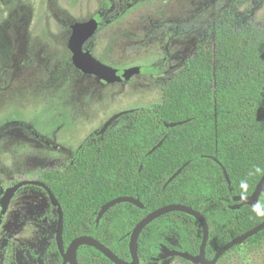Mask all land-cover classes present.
<instances>
[{
	"label": "trees",
	"instance_id": "1",
	"mask_svg": "<svg viewBox=\"0 0 264 264\" xmlns=\"http://www.w3.org/2000/svg\"><path fill=\"white\" fill-rule=\"evenodd\" d=\"M121 6L126 10L131 4L123 1ZM115 9L113 0L102 1L94 17L99 29L105 19L114 17ZM68 50L64 68L83 75ZM162 92L161 103L134 109L116 121L120 126L85 141L64 170L44 172L42 180L63 210L66 244L89 236L130 262L135 226L157 209L181 204L207 220L206 258L212 260L220 248L264 221V191L257 208L231 209L234 198L251 196L264 175V27L224 19L214 29L213 43L200 46L185 69L165 82ZM178 122L183 123L165 126ZM161 141V147L150 154ZM119 197L137 198L144 209L121 203L97 223L103 205ZM124 207L134 209L135 216L121 230L117 226ZM168 227L177 231L178 245L161 236ZM263 240L264 230L246 243L258 245ZM202 241L203 228L196 218L171 212L142 231L138 255L141 262L162 264L153 259L163 245L195 256ZM78 262L113 264L89 245L78 250Z\"/></svg>",
	"mask_w": 264,
	"mask_h": 264
},
{
	"label": "rangeland",
	"instance_id": "2",
	"mask_svg": "<svg viewBox=\"0 0 264 264\" xmlns=\"http://www.w3.org/2000/svg\"><path fill=\"white\" fill-rule=\"evenodd\" d=\"M102 1L0 0V198L14 183L64 170L114 115L161 103L165 82L185 69L200 46L213 43L214 29L224 19L264 27V0H135L105 19L84 46L115 69L147 70L109 84L63 66L71 25L94 19ZM122 210L117 229L124 230L135 210ZM47 213L56 214L39 190L19 191L2 230L8 246L31 243L19 228L30 216L37 222ZM49 236L37 235L33 245H45ZM161 236L178 245L175 229L165 228ZM162 264L184 263L167 259ZM217 264H264V240L236 246Z\"/></svg>",
	"mask_w": 264,
	"mask_h": 264
},
{
	"label": "water",
	"instance_id": "3",
	"mask_svg": "<svg viewBox=\"0 0 264 264\" xmlns=\"http://www.w3.org/2000/svg\"><path fill=\"white\" fill-rule=\"evenodd\" d=\"M99 28V23L97 20L93 19L91 22H75L71 25V36L68 41V45L71 49L72 53V63L74 67L80 71L85 76L90 77H96L100 79L101 81L109 84H116V83H123L132 77L139 75L141 73V68L139 67H132L125 70H118L111 66H108L101 62L99 59H97L94 54L90 50H86L84 46L86 43L95 36L97 30ZM133 110H127L123 111L121 113H118L111 117L104 125L102 130L99 132V135H103L111 126L112 124L117 121L121 116L126 115ZM183 122L178 123H170L165 124L167 128H174L177 125H181ZM163 144V141H161L156 147H154L150 154L155 152L161 145ZM188 164H185L181 169H179L168 181L170 183L172 180H174L178 175H180L183 171V169ZM226 179L228 183H230L229 176L224 170ZM40 186L46 189L48 192V195L50 197V200L52 204L58 208L59 211V227L57 231V241L59 244V248L61 252L63 253L65 261L69 260L71 264H78L77 259V253L78 249L81 246L89 245L97 250H99L103 255H105L108 259L112 261L113 264H140V258L138 255V241L139 237L142 233V231L153 221L160 218L163 215L169 214L171 212H183L188 215L193 216L196 218L202 228H203V241L200 247V252L198 255H191L188 252H182L175 249H170L167 246L163 245L161 253L157 258H154L153 260L156 262L164 261L170 258H181L186 261L191 262L192 264H217L219 260L229 251H231L236 246L245 243L249 238L257 235L261 231L264 230V221L258 225L257 227L251 229L250 231H247L246 233L236 237L226 245H224L222 248L218 250L215 257L212 260H208L206 258V246L209 240V225L207 223V220L203 217V215L191 207L181 205V204H171L164 206L160 209H157L151 213H149L145 218H143L133 229L131 236H130V252L132 256L131 262H126L121 259H119L109 248H107L105 245H103L101 242L95 240L92 237L89 236H81L76 239H74L71 244L69 245L66 253H64V250L62 248L63 243V230H64V215L63 210L61 208V205L59 204V201L56 199L55 195L51 191V189L46 186L42 182L33 181V180H25L21 181L9 188L6 189L5 194L1 200V205L3 207L2 213H5L8 209L11 201L15 197L16 193L25 186ZM264 191V175L262 176L261 180L257 184L253 194L249 197H240L237 196L234 198V201L237 203L236 205L232 206V210L240 209L242 206H250L253 208H257L259 205V200ZM121 203H129L132 204L140 209H144V205L141 203V201L137 198L133 197H119L116 198L101 208L100 212L97 216V223L101 221L103 216L113 207L116 205H119Z\"/></svg>",
	"mask_w": 264,
	"mask_h": 264
},
{
	"label": "flooded vegetation",
	"instance_id": "4",
	"mask_svg": "<svg viewBox=\"0 0 264 264\" xmlns=\"http://www.w3.org/2000/svg\"><path fill=\"white\" fill-rule=\"evenodd\" d=\"M123 1L129 2L132 5V3L135 0H118V2L114 1L116 3V9L114 11V12H116L115 14L120 13V11L123 10V6H121V3ZM97 22L99 23L98 20H97ZM98 30H99V28H98ZM86 50H89V49H86ZM140 68H141V73H142L143 68L142 67H140ZM97 135H99V133ZM77 150L75 152H77ZM73 155H72V157H73ZM72 157H71V160H72ZM71 160H70V162H71ZM43 174H44V172L40 175L39 178L34 179L33 181H38V182L44 183L42 180ZM22 181H25V180H22ZM19 182H21V181H19ZM19 182H17V183H19ZM17 183H14L13 185H15ZM44 184L46 186H48L46 183H44ZM28 187H33V188L39 190V192H41L42 194H44L45 198L48 201L49 208L55 210L56 214L54 217H51L48 213L44 214L43 217H41V220L37 221V222L35 221V217L30 216L28 219L29 221L22 223L21 228H19L20 229L19 232L20 231L26 232L28 235H30L31 243L24 245L22 248H19V247L18 248H16V247L10 248L8 246L7 238L3 236L4 233L2 232V230H3V227L5 225L6 217L9 213V210L12 206L13 201L15 200L17 193H19V191H21L25 188H28ZM19 191L16 193L15 197L11 201V203H10V205H9V207L5 213H2L3 207L1 205V200H2L5 193L0 198V264H71V262L69 260L65 261L63 253L61 252V250L59 248V244L57 241V231H58V227H59V211H58V208L52 204L46 189L43 187H40V186L30 185V186H25V187L21 188ZM53 220H54V222H53ZM20 224L21 223L19 222L17 224V226L20 227L19 226ZM32 226H34V227L32 228ZM47 234L50 236L48 237L49 241L45 245H44V243L42 246L33 245L35 237L37 238V235H40L41 240H42V239L46 238ZM63 235H64V230H63ZM71 242L69 244H66V242L64 240V236H63L62 248L64 250V253H66ZM79 249H80V247H79ZM77 259H78V253H77ZM78 264H79V262H78Z\"/></svg>",
	"mask_w": 264,
	"mask_h": 264
}]
</instances>
